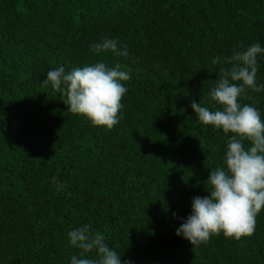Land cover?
<instances>
[{"label": "trees", "instance_id": "trees-1", "mask_svg": "<svg viewBox=\"0 0 264 264\" xmlns=\"http://www.w3.org/2000/svg\"><path fill=\"white\" fill-rule=\"evenodd\" d=\"M105 39L128 55L96 52ZM255 43L264 49V0H0V264H71L81 250L68 233L84 224L122 262L264 264V209L239 240L221 232L194 248L176 234L234 135L191 104L222 108L211 90L223 58ZM98 62L131 77L111 129L44 83ZM257 67L259 87L264 52ZM238 102L264 122V89Z\"/></svg>", "mask_w": 264, "mask_h": 264}, {"label": "clouds", "instance_id": "clouds-1", "mask_svg": "<svg viewBox=\"0 0 264 264\" xmlns=\"http://www.w3.org/2000/svg\"><path fill=\"white\" fill-rule=\"evenodd\" d=\"M93 48L98 53L111 49L117 55H128L127 47L118 50V39H105ZM261 52L264 49L255 43L223 58L231 67L221 69L223 75L216 79L211 90V100L222 108L212 111L195 101L191 104L204 125L234 134L228 139L225 167L211 170L206 181L210 185V189L207 188L210 195L194 197L192 213L176 229V234L183 235L194 248L221 232L237 240L253 235L256 217L264 209V122L257 108L247 104L241 106L238 102L242 94H247V89L255 92L264 89V85L258 87L256 83L257 55ZM212 63H221V57H214ZM130 78L119 65L110 69L98 62L67 74L63 67L50 70L44 83L51 82L55 90L66 93L64 101L69 105L68 111L87 117L94 125L111 129L118 123L121 100L127 91L121 81ZM62 82L66 85L64 89H61ZM245 141L250 142L247 149ZM68 236L71 245L81 250L79 255H72L71 264H132L128 260L122 262L121 254L105 243V236L93 233L88 224L71 230ZM92 252L96 253V259L86 255Z\"/></svg>", "mask_w": 264, "mask_h": 264}]
</instances>
